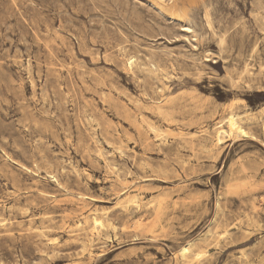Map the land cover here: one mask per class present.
Segmentation results:
<instances>
[{
    "label": "rangeland",
    "instance_id": "1",
    "mask_svg": "<svg viewBox=\"0 0 264 264\" xmlns=\"http://www.w3.org/2000/svg\"><path fill=\"white\" fill-rule=\"evenodd\" d=\"M181 6L0 0V264H264V0Z\"/></svg>",
    "mask_w": 264,
    "mask_h": 264
},
{
    "label": "bare ground",
    "instance_id": "2",
    "mask_svg": "<svg viewBox=\"0 0 264 264\" xmlns=\"http://www.w3.org/2000/svg\"><path fill=\"white\" fill-rule=\"evenodd\" d=\"M154 5L157 6L161 11L166 12L171 17H186V11L182 8L181 4L185 0H150ZM192 1V0H186ZM180 3V4H179ZM206 15V14H205ZM28 69V68H27ZM31 74V73H30ZM29 78V77H28ZM43 93V92H42ZM47 96V95H46ZM45 99V98H43ZM54 115V114H53ZM240 127L238 126L234 115H230L229 117V131H239ZM221 133H224L222 128H218L215 130V141L218 143L221 141ZM205 151V150H204ZM221 152V151H220ZM36 163V162H35ZM48 175V174H47ZM139 177V176H138ZM11 206V205H10ZM96 212V211H95ZM28 226V225H27ZM230 226V225H229ZM235 226V225H234ZM44 227V226H43ZM240 228V227H239ZM254 228V227H253ZM46 229V228H45ZM44 230V229H43ZM33 231V230H32ZM208 232V231H207ZM211 232V231H210ZM28 233V232H27ZM41 233V232H40ZM245 233V232H244ZM247 234V233H246ZM249 234V233H248ZM228 235V234H227ZM222 239V237H221ZM214 246V245H213ZM219 247V246H218ZM204 259V257H203ZM206 260V259H204ZM251 263V262H250Z\"/></svg>",
    "mask_w": 264,
    "mask_h": 264
}]
</instances>
